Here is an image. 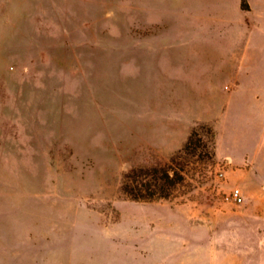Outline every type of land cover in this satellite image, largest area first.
Wrapping results in <instances>:
<instances>
[{"label":"rangeland","instance_id":"1","mask_svg":"<svg viewBox=\"0 0 264 264\" xmlns=\"http://www.w3.org/2000/svg\"><path fill=\"white\" fill-rule=\"evenodd\" d=\"M157 7L0 0V264H264V94L242 92L239 140L223 144L243 163L216 160L198 123L168 198L121 191L132 171L170 165L205 97L188 94L186 47L171 58L177 18ZM234 188L240 205L223 201Z\"/></svg>","mask_w":264,"mask_h":264},{"label":"crops","instance_id":"2","mask_svg":"<svg viewBox=\"0 0 264 264\" xmlns=\"http://www.w3.org/2000/svg\"><path fill=\"white\" fill-rule=\"evenodd\" d=\"M157 1L154 0L155 11L157 5L170 6L171 14L177 18H172L170 25V43L176 49L175 54L171 49V58L182 56L186 47V73L196 80L195 84L189 83L194 86L188 89V94L205 96L200 110L185 121L187 130L190 132L198 123L210 124L215 135L216 160L224 161L226 166L240 165L244 157L239 160L232 151H225L223 144L235 145L239 140L235 135L238 125L235 117L244 107L242 92L252 96L264 94V83L261 89L242 84L244 78L264 79V0H247L248 11L241 9V0H179L171 5ZM198 80L209 83L205 86ZM224 81L229 84L222 86ZM222 107L228 115L220 112ZM225 116L227 120L223 122ZM178 123L176 117L164 125L176 128Z\"/></svg>","mask_w":264,"mask_h":264},{"label":"trees","instance_id":"3","mask_svg":"<svg viewBox=\"0 0 264 264\" xmlns=\"http://www.w3.org/2000/svg\"><path fill=\"white\" fill-rule=\"evenodd\" d=\"M240 7L243 11H248L247 0H241ZM202 128L203 126H196L191 130L182 149L170 159V165L150 170L138 169L125 175L121 185L122 193L134 201L168 198L172 189L184 181L181 170H175L173 166H180L179 160L183 155L194 153V150L200 146L198 137ZM211 138L214 139V136ZM144 177H150L152 181L148 182Z\"/></svg>","mask_w":264,"mask_h":264},{"label":"built area","instance_id":"4","mask_svg":"<svg viewBox=\"0 0 264 264\" xmlns=\"http://www.w3.org/2000/svg\"><path fill=\"white\" fill-rule=\"evenodd\" d=\"M220 176H222L220 174ZM223 201L232 205H240L244 201L243 194L239 188L232 189L228 194H225Z\"/></svg>","mask_w":264,"mask_h":264}]
</instances>
